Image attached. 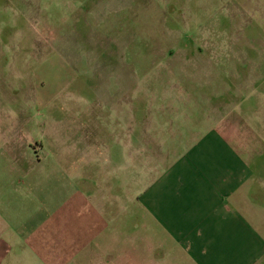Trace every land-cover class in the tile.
Here are the masks:
<instances>
[{
	"label": "rangeland",
	"instance_id": "rangeland-1",
	"mask_svg": "<svg viewBox=\"0 0 264 264\" xmlns=\"http://www.w3.org/2000/svg\"><path fill=\"white\" fill-rule=\"evenodd\" d=\"M2 8L18 119L46 118V138L36 134V164L0 141V233L45 239L51 264H161V232L137 199L156 180L161 151L178 148L160 141L158 150L153 136L182 146L217 124L238 149L264 150V0ZM163 264L187 263L179 254Z\"/></svg>",
	"mask_w": 264,
	"mask_h": 264
},
{
	"label": "crops",
	"instance_id": "crops-1",
	"mask_svg": "<svg viewBox=\"0 0 264 264\" xmlns=\"http://www.w3.org/2000/svg\"><path fill=\"white\" fill-rule=\"evenodd\" d=\"M3 3L0 0V10ZM3 44L11 46V40L0 36V141L18 156L29 151L27 161L36 164L43 143L34 146L33 142L40 143L39 132L46 138V118L38 122L18 119V91L8 81L14 54L3 52ZM32 101L37 107L45 102ZM198 133L183 137L182 146L173 136L172 141L153 136L158 150L160 141L178 148L161 151L164 159L157 160L159 167L156 161L153 166L159 170L156 180L137 199L141 212L152 218L161 232V264L176 261L179 254L187 264H264V150L238 149L217 124ZM24 234L20 229L5 236L0 233V264H51V259L41 254L46 240L34 241ZM57 251L62 252L60 244ZM59 259L66 258L60 255ZM73 260L82 264L76 257Z\"/></svg>",
	"mask_w": 264,
	"mask_h": 264
}]
</instances>
